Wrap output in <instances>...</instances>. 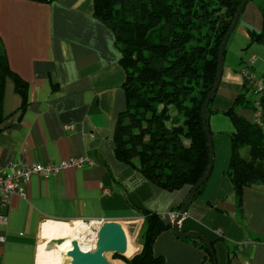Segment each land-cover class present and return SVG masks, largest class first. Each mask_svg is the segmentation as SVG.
Instances as JSON below:
<instances>
[{"label":"crops","instance_id":"0c3cea01","mask_svg":"<svg viewBox=\"0 0 264 264\" xmlns=\"http://www.w3.org/2000/svg\"><path fill=\"white\" fill-rule=\"evenodd\" d=\"M252 32L261 36L252 39ZM0 44L23 82L20 94L12 76L4 81L0 166L70 157L92 163L48 178L33 175L25 196L11 197L0 222V264H36L45 221L119 222L129 236L127 258L138 253L142 211L171 223L169 213L179 211L190 188L164 189L116 156L113 130L126 105L125 73L112 31L93 16V0H0ZM244 68L264 77V0L245 3L226 41L206 115L211 170L178 223L180 231H196L212 242L215 264H264V186H244L238 204L225 173L233 129L226 112L245 90ZM234 110L252 121L250 108ZM239 153L247 158L248 147ZM200 241L183 239L171 227L154 238L152 251L163 264H213Z\"/></svg>","mask_w":264,"mask_h":264},{"label":"trees","instance_id":"16d2710c","mask_svg":"<svg viewBox=\"0 0 264 264\" xmlns=\"http://www.w3.org/2000/svg\"><path fill=\"white\" fill-rule=\"evenodd\" d=\"M241 1L93 0V16L112 31L125 73L126 105L113 130L115 154L164 189L191 188L208 168L210 151L201 108L215 82L220 43ZM251 36L258 39L261 33ZM7 76L23 94V82L11 72L0 44V121ZM244 82L245 90L226 112L233 129L228 134L231 154L225 173L238 204L244 186H264V130L234 110L236 105L252 110ZM208 111L209 106L206 115ZM244 146L249 149L247 158L239 153ZM142 214L141 249L124 257L125 264H163V257L153 254L152 243L171 223L152 211ZM199 244L212 262L208 248L202 241Z\"/></svg>","mask_w":264,"mask_h":264},{"label":"water","instance_id":"95a60500","mask_svg":"<svg viewBox=\"0 0 264 264\" xmlns=\"http://www.w3.org/2000/svg\"><path fill=\"white\" fill-rule=\"evenodd\" d=\"M247 1L248 0H242L239 3L236 9V12L234 14V17L232 19V22L227 32L222 38V41L219 46V51H218L217 74H216L215 82L211 90L205 97L204 103L201 108V120H202L203 130L206 135L208 146H209V151H210V161H209L208 168L206 172L204 173V175L190 188V192L187 196L186 201L179 209L178 215L176 216V218L171 222V227L173 231L179 237L195 236L199 238L204 243V245L208 248L210 254L212 255L213 264H215V259L213 256V250L211 248V244L209 240L204 235L196 231H186V232L180 231L178 223L182 215L184 214L188 204L192 201L196 189L207 180L210 170H211L212 145H211L210 130L206 122V109L215 91L217 90V87H218V84L221 78L223 51L225 48L226 41L228 37L230 36L231 32L233 31L238 21L241 10ZM51 245L52 244L47 245V248L51 247ZM129 249H130V241H129V236H128L126 228L121 223L116 222V221H104L100 227V230L98 232V236H97V239H96V242L93 248L89 250H82L79 247L77 241L72 240L71 248L66 252V256L70 258V261L68 264H113L106 257L107 253H115V254H118L120 256L127 258Z\"/></svg>","mask_w":264,"mask_h":264},{"label":"built area","instance_id":"2783aa9c","mask_svg":"<svg viewBox=\"0 0 264 264\" xmlns=\"http://www.w3.org/2000/svg\"><path fill=\"white\" fill-rule=\"evenodd\" d=\"M243 75L252 99V122L264 130V101H262V98H264V77L256 75L248 68L243 69ZM91 164L85 157H70L57 163L0 166V222L5 221L7 218L5 209L8 207L11 197L13 195L25 196V186L33 175L48 178L56 175L64 168H82ZM177 215L178 212L169 213L170 222ZM103 222L101 219L80 221L89 229V234L82 241L87 246L86 250L94 247ZM216 233L221 234L220 230H216Z\"/></svg>","mask_w":264,"mask_h":264},{"label":"bare ground","instance_id":"6f19581e","mask_svg":"<svg viewBox=\"0 0 264 264\" xmlns=\"http://www.w3.org/2000/svg\"><path fill=\"white\" fill-rule=\"evenodd\" d=\"M88 234L89 229L84 224L78 222L70 225L69 223L57 221H45L41 228V238L43 241L37 247L39 256L36 257L35 263L60 264L63 260L61 254H66L71 248L72 240H76L79 247L82 250H86L87 246L82 241L86 239L85 237ZM47 242H52L51 247L47 248ZM67 259H69V263L70 258L68 257Z\"/></svg>","mask_w":264,"mask_h":264},{"label":"rangeland","instance_id":"374dc122","mask_svg":"<svg viewBox=\"0 0 264 264\" xmlns=\"http://www.w3.org/2000/svg\"><path fill=\"white\" fill-rule=\"evenodd\" d=\"M75 222H78L80 223V221H75ZM75 222H70L69 224L70 225H73L75 224ZM86 226V225H85ZM130 255V254H127V256ZM61 257H63V260L61 261L60 264H67L68 263V260L67 259L68 257H66V254H61ZM106 257L109 259V261L111 262H118V261H124V257L123 256H120L118 254H115V253H107L106 254ZM130 258V257H129ZM62 259V258H61ZM125 263V261H124Z\"/></svg>","mask_w":264,"mask_h":264}]
</instances>
